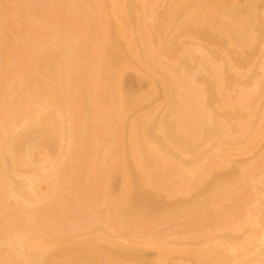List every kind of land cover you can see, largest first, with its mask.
Listing matches in <instances>:
<instances>
[{
  "label": "bare ground",
  "instance_id": "bare-ground-1",
  "mask_svg": "<svg viewBox=\"0 0 264 264\" xmlns=\"http://www.w3.org/2000/svg\"><path fill=\"white\" fill-rule=\"evenodd\" d=\"M0 264H264V0H0Z\"/></svg>",
  "mask_w": 264,
  "mask_h": 264
}]
</instances>
